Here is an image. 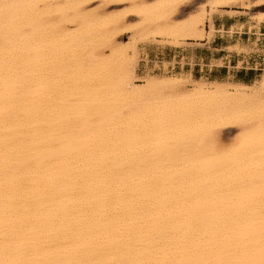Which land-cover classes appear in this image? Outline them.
<instances>
[{"label":"bare ground","instance_id":"bare-ground-1","mask_svg":"<svg viewBox=\"0 0 264 264\" xmlns=\"http://www.w3.org/2000/svg\"><path fill=\"white\" fill-rule=\"evenodd\" d=\"M194 1L0 0V264H264V73H137Z\"/></svg>","mask_w":264,"mask_h":264},{"label":"crops","instance_id":"crops-1","mask_svg":"<svg viewBox=\"0 0 264 264\" xmlns=\"http://www.w3.org/2000/svg\"><path fill=\"white\" fill-rule=\"evenodd\" d=\"M218 12L225 14L213 15L216 32L212 40L188 41V46L162 50L159 47L150 48L145 57L152 68L155 64L162 67L167 63L170 73H186L197 79L205 77L210 81L248 85L260 80L257 71L264 63V21L258 22L255 16L264 13V5L252 8L220 7ZM231 12L240 13L229 15ZM206 30H209V22ZM194 44L196 46H192ZM149 63L142 59L138 74H144Z\"/></svg>","mask_w":264,"mask_h":264},{"label":"rangeland","instance_id":"rangeland-1","mask_svg":"<svg viewBox=\"0 0 264 264\" xmlns=\"http://www.w3.org/2000/svg\"><path fill=\"white\" fill-rule=\"evenodd\" d=\"M148 1H152V0H148ZM206 0H196L194 1L191 5H188L187 7H184L179 16H178V19H181V18H185L190 12H195L196 10L198 11L200 9V5L201 3L205 2ZM252 3H253V0H250L248 1L245 5H242V6H235V7H247L248 8H252ZM200 4V5H199ZM223 7V6H222ZM232 7V6H230ZM220 8V7H218ZM218 8H215L214 11L211 10L210 8L209 11H208V14L206 15V19H205V29H208V18H209V15H214L216 13H221V14H225L224 12H218ZM238 13H229V15H237ZM255 17L256 18H252V19H256L258 22L259 21H264V16H260V15H256ZM27 24H29V19L26 21ZM27 29V27H20V32H25V30ZM215 36V33H213L212 36H209L208 38L205 36L203 37V39H208V40H212L213 37ZM157 38V37H156ZM151 38L150 41L148 43H140L138 44V59H139V64H138V68H139V65L141 63V60L144 59L146 62L149 63V60L148 58H146V53L148 51V49L150 48H153V47H159L160 50L162 49H166V48H177L175 46H173L171 44V41H168L166 39H163V38ZM128 39V36H125L123 37L122 40H127ZM202 39V40H203ZM188 41H191V40H188V39H182L180 41V46H188L189 44H187ZM196 41H200V40H196ZM195 42V41H194ZM191 46V45H190ZM192 46H196L195 44L192 45ZM219 65H221V63H219ZM168 67H169V64L167 63H164L163 65V68H164V72L159 70V66L158 64H155V68L153 69L151 64L149 63L148 65V68L146 70V72L144 74H138L140 77H155V78H164V77H182V78H188V77H191L192 75L190 74H186V73H182V74H177V73H170L168 72ZM259 68H261V70H258L257 73L260 74V76L258 77V79H261L262 78V73L263 72V69H264V63L263 65L259 66ZM138 73V72H137ZM193 77V76H192ZM194 78V77H193ZM195 80H200V79H197V78H194ZM201 80H206V81H210L209 79H206L205 77H203ZM259 81V80H258ZM222 82H229V81H222ZM232 82V81H231ZM255 84V83H254ZM236 136H237V132H234V133H231L229 134L228 136H226L222 142V144L228 148L229 146H232L233 144H237L238 142L236 141Z\"/></svg>","mask_w":264,"mask_h":264},{"label":"built area","instance_id":"built-area-1","mask_svg":"<svg viewBox=\"0 0 264 264\" xmlns=\"http://www.w3.org/2000/svg\"><path fill=\"white\" fill-rule=\"evenodd\" d=\"M159 70H161V71H163V72H164V68H163V66H162V67H160V68H159ZM168 72H169V70H168Z\"/></svg>","mask_w":264,"mask_h":264}]
</instances>
